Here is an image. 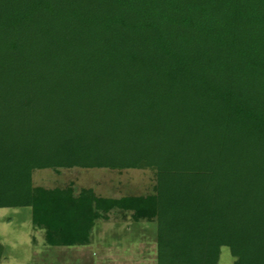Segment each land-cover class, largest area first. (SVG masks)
<instances>
[{
    "label": "trees",
    "instance_id": "obj_1",
    "mask_svg": "<svg viewBox=\"0 0 264 264\" xmlns=\"http://www.w3.org/2000/svg\"><path fill=\"white\" fill-rule=\"evenodd\" d=\"M150 168L153 192L35 187ZM49 245L154 221L157 264H264V0H0V208Z\"/></svg>",
    "mask_w": 264,
    "mask_h": 264
},
{
    "label": "rangeland",
    "instance_id": "obj_2",
    "mask_svg": "<svg viewBox=\"0 0 264 264\" xmlns=\"http://www.w3.org/2000/svg\"><path fill=\"white\" fill-rule=\"evenodd\" d=\"M32 184L43 188L73 186L76 191L92 188L98 196L118 198L152 193L155 172L150 168H44L33 171ZM92 233L99 240L86 249L89 255L94 251L91 258L107 260L108 255L121 250L118 246L122 244L126 246L119 253L122 263L157 264L154 221H136L130 211L116 210L110 213V220H98ZM34 234L42 235L44 231L33 226L29 207L0 208V264H29ZM233 261L229 248L221 247L217 264H233Z\"/></svg>",
    "mask_w": 264,
    "mask_h": 264
},
{
    "label": "crops",
    "instance_id": "obj_3",
    "mask_svg": "<svg viewBox=\"0 0 264 264\" xmlns=\"http://www.w3.org/2000/svg\"><path fill=\"white\" fill-rule=\"evenodd\" d=\"M108 220H110V218ZM93 231L94 227L92 232ZM97 240H99V238H96V234L91 233V241L88 244L49 245L45 242L44 234H34L32 237L31 260H29V264H124L120 261L121 258L119 257V253H123V250L126 249V246H121L122 244H119L118 246V249H121V252L118 251L117 254L112 256L108 255L109 259L107 258V260L104 259L102 261L99 259L91 258L90 255H93L94 251H92V254L89 255L90 252L86 249L88 246H92V244ZM130 248L133 249L134 246L131 245Z\"/></svg>",
    "mask_w": 264,
    "mask_h": 264
}]
</instances>
